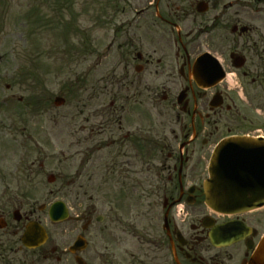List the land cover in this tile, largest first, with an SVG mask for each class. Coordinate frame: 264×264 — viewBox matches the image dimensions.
I'll return each mask as SVG.
<instances>
[{
  "label": "flooded vegetation",
  "instance_id": "1",
  "mask_svg": "<svg viewBox=\"0 0 264 264\" xmlns=\"http://www.w3.org/2000/svg\"><path fill=\"white\" fill-rule=\"evenodd\" d=\"M88 3L75 169L58 117L0 168V264H248L264 208L215 211L204 181L220 142L264 138V0Z\"/></svg>",
  "mask_w": 264,
  "mask_h": 264
},
{
  "label": "rangeland",
  "instance_id": "2",
  "mask_svg": "<svg viewBox=\"0 0 264 264\" xmlns=\"http://www.w3.org/2000/svg\"><path fill=\"white\" fill-rule=\"evenodd\" d=\"M88 1L0 0L1 171L35 159V154H25L32 145L30 137L55 132L57 117L63 130L64 171H74L75 124L88 116V88L93 79L88 71L96 61L91 54ZM39 17L43 21L37 23ZM112 60L107 59L104 66L116 62ZM57 96L66 98L63 106H55ZM36 180L44 181V175ZM65 198L70 200L71 195Z\"/></svg>",
  "mask_w": 264,
  "mask_h": 264
},
{
  "label": "water",
  "instance_id": "3",
  "mask_svg": "<svg viewBox=\"0 0 264 264\" xmlns=\"http://www.w3.org/2000/svg\"><path fill=\"white\" fill-rule=\"evenodd\" d=\"M63 103L64 98L56 99L57 105ZM205 193L208 205L220 212H245L263 207L264 141L223 142L213 155ZM249 264H264V237Z\"/></svg>",
  "mask_w": 264,
  "mask_h": 264
}]
</instances>
